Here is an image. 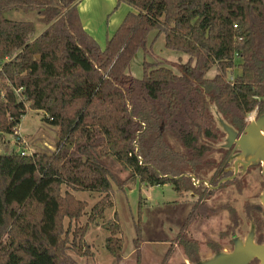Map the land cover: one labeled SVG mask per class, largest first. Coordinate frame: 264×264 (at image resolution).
<instances>
[{"label": "trees", "instance_id": "trees-1", "mask_svg": "<svg viewBox=\"0 0 264 264\" xmlns=\"http://www.w3.org/2000/svg\"><path fill=\"white\" fill-rule=\"evenodd\" d=\"M78 1L0 0V133L16 135L32 110L58 134L52 153L22 155L19 142V152L0 156V264L93 257L84 236L113 208V182L121 190L138 181L189 192L186 179L167 177L203 157L199 138L212 126L205 95L239 130L251 112H264V0H116L132 11L104 48L83 29ZM9 11L36 12L44 30L36 35L32 23L7 20ZM152 32L164 35L165 49L188 57L180 75L148 62L141 78L127 74L137 52L151 49ZM109 158L127 174L122 185L103 164ZM72 191L100 199L87 215ZM211 213L199 201L191 207L175 240L187 255L197 249L192 228ZM103 227L105 250L119 263L117 216Z\"/></svg>", "mask_w": 264, "mask_h": 264}, {"label": "rangeland", "instance_id": "rangeland-1", "mask_svg": "<svg viewBox=\"0 0 264 264\" xmlns=\"http://www.w3.org/2000/svg\"><path fill=\"white\" fill-rule=\"evenodd\" d=\"M117 7L116 3L110 8L105 7L96 11L92 17V32L96 38H103L109 22L112 25L116 13L121 15L125 12L126 6ZM101 10H104L101 12ZM7 20L14 22H30L35 26V33L39 35L44 30V25L39 23L36 12L9 11L4 14ZM84 19V17H83ZM85 20V19H84ZM85 23V22H84ZM101 42L100 40H97ZM148 45L151 49L145 54L137 52L127 70V74L135 78H141L143 74V63H153L171 69L176 74H181L180 67L188 62V57L184 54L169 51L164 47V35H157L156 32L150 33ZM214 70H211L207 77L211 78ZM45 114L38 111L28 110L21 119L16 135L0 133V156L9 155L12 152H19L21 147L17 144V139H21L24 152L27 153H52L57 147V129L48 124ZM71 154L75 149L69 147ZM76 155V154H74ZM103 164L112 172L118 184L122 185L127 179V174L122 172L112 158L103 161ZM112 201L113 208L105 212L104 218L98 220L97 224H89L84 236V243L93 252V257L78 258L77 264H161L165 253L170 247V242L175 238L178 230L184 223L189 213L194 198L190 193L183 195L177 194L171 185L147 187L135 181L128 187L120 189L113 182ZM74 197L87 203L86 214L100 199L97 192H77L72 191ZM212 201V200H211ZM218 205L220 198L216 197L212 201ZM141 204L140 221L141 235L138 250L135 249L134 240L136 239L135 224L138 220V206ZM219 207V206H218ZM117 216L122 229L123 239V259L116 263L115 260L105 250V241L109 237L108 231L103 227L108 221ZM86 216L80 219V226L86 224ZM206 235H215L218 232L213 228H206ZM192 236V235H191ZM176 248L174 255L168 264L180 262L184 251ZM211 252V251H210ZM209 253L204 252V254ZM204 256V255H203Z\"/></svg>", "mask_w": 264, "mask_h": 264}, {"label": "flooded vegetation", "instance_id": "flooded-vegetation-1", "mask_svg": "<svg viewBox=\"0 0 264 264\" xmlns=\"http://www.w3.org/2000/svg\"><path fill=\"white\" fill-rule=\"evenodd\" d=\"M210 103L213 101L210 100ZM263 113L259 114L256 110L251 112L242 130L233 126L225 118L237 131L235 140L238 141L243 135L250 121L256 120ZM211 120L212 126L204 129L199 138V143L203 147V157L199 158L194 165L189 163L185 169L181 170L180 176L171 179H186L190 186L189 192L186 193H190L195 199L191 207L199 201L206 204L213 213L197 222L189 234L190 239L197 244L195 254L187 255L186 250L178 246V242L175 241L180 228L175 238L172 241L168 240L171 244L161 264L169 263L176 248H182L181 250L184 251L178 264H196L208 250L212 254L223 251L233 252L236 246L250 235L254 241L253 244L264 246V219L259 204L264 192L262 163L254 164L253 161L247 162L239 157L241 151L236 148L235 143L228 148L218 147L222 144L225 135L215 127L212 117ZM216 197L220 198L218 205L212 202L216 200ZM208 227L215 229L218 233L213 236L206 235ZM171 247H173L172 257L165 260ZM247 264H259V260L253 258Z\"/></svg>", "mask_w": 264, "mask_h": 264}, {"label": "water", "instance_id": "water-1", "mask_svg": "<svg viewBox=\"0 0 264 264\" xmlns=\"http://www.w3.org/2000/svg\"><path fill=\"white\" fill-rule=\"evenodd\" d=\"M205 100L208 103V112L213 119L215 127L225 135L222 139V144L218 147L228 148L235 143L236 148L241 151L239 157L247 160V162L253 161L254 164L256 162L262 163V174L264 176V113L256 120L250 121L244 129L243 135L236 141L237 131L226 121L216 104L214 102L210 103V99L206 95ZM167 178L171 179V177ZM259 204L261 205L264 219V192ZM252 242L254 243L250 235L248 238H244L243 242L237 245L233 252L223 251L217 254L209 252L204 254V257L196 264H247L253 258H257L259 264H264V246H259Z\"/></svg>", "mask_w": 264, "mask_h": 264}, {"label": "crops", "instance_id": "crops-1", "mask_svg": "<svg viewBox=\"0 0 264 264\" xmlns=\"http://www.w3.org/2000/svg\"><path fill=\"white\" fill-rule=\"evenodd\" d=\"M114 3H116V9L117 7L122 6L121 3L119 5H117V1L116 0H79L77 3V9L79 12V16L81 19V23L83 26V29L97 42V44L101 47L104 48V45L106 43V41L114 34V32L116 31V29L119 27V25L121 24V22L123 21L124 17L132 11L131 8H129L126 4V9L125 12L121 15H117L116 16L112 25L109 27V25L111 24V22H109L108 28L106 29L105 33H104V37L99 39L96 38L95 35H98V31L96 32V34L94 32H92L91 28H92V17L93 15L96 13V11H99L100 9L105 7H112L114 5ZM104 10H101V12H103ZM84 17V19H83ZM85 22V23H84ZM93 29V28H92ZM97 40H100L101 42H98ZM29 154V153H27ZM178 264V262L176 263Z\"/></svg>", "mask_w": 264, "mask_h": 264}, {"label": "built area", "instance_id": "built-area-1", "mask_svg": "<svg viewBox=\"0 0 264 264\" xmlns=\"http://www.w3.org/2000/svg\"><path fill=\"white\" fill-rule=\"evenodd\" d=\"M229 80L231 81V80H232V78H230ZM16 134H17V133H16ZM17 140H18V141H17V143H19V142L21 143V139H20V138H19V139H17ZM21 154H22V155H26V153H25L24 151H23Z\"/></svg>", "mask_w": 264, "mask_h": 264}]
</instances>
